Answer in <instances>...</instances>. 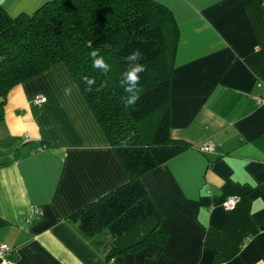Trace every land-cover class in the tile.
Returning a JSON list of instances; mask_svg holds the SVG:
<instances>
[{
  "label": "crops",
  "instance_id": "crops-1",
  "mask_svg": "<svg viewBox=\"0 0 264 264\" xmlns=\"http://www.w3.org/2000/svg\"><path fill=\"white\" fill-rule=\"evenodd\" d=\"M46 1L0 4L16 16ZM155 1L178 30L169 133L189 144L141 177L166 242L111 260L68 221L129 176L59 62L11 88L3 106L0 244L13 264H264V105L252 98L264 87V0ZM228 196L239 198L232 210Z\"/></svg>",
  "mask_w": 264,
  "mask_h": 264
},
{
  "label": "trees",
  "instance_id": "trees-1",
  "mask_svg": "<svg viewBox=\"0 0 264 264\" xmlns=\"http://www.w3.org/2000/svg\"><path fill=\"white\" fill-rule=\"evenodd\" d=\"M178 30L172 12L155 0H50L32 13L11 16L0 4V120L11 88L56 63L66 65L129 180L72 213L68 221L102 245L108 259L153 242L164 245L162 216L142 183L143 174L189 144L170 136L169 92ZM99 50L107 71L93 66ZM143 53L134 106L122 84L133 50ZM85 77L94 81L88 85Z\"/></svg>",
  "mask_w": 264,
  "mask_h": 264
},
{
  "label": "clouds",
  "instance_id": "clouds-1",
  "mask_svg": "<svg viewBox=\"0 0 264 264\" xmlns=\"http://www.w3.org/2000/svg\"><path fill=\"white\" fill-rule=\"evenodd\" d=\"M90 56L93 58V66L100 68L104 71H107L109 65L105 62L104 58L99 55V50H93L90 52ZM143 59V53H141L138 49L133 50L129 53L127 60L129 62L128 65H133L131 67H127L123 73L122 84L124 85V90L129 95L125 98V103L127 106H134L136 101L139 99L137 92L138 86L140 84V74L146 70V66L142 63H139ZM85 81L88 85L94 83V81L85 77ZM69 89H66V92H69Z\"/></svg>",
  "mask_w": 264,
  "mask_h": 264
},
{
  "label": "built area",
  "instance_id": "built-area-1",
  "mask_svg": "<svg viewBox=\"0 0 264 264\" xmlns=\"http://www.w3.org/2000/svg\"><path fill=\"white\" fill-rule=\"evenodd\" d=\"M252 98L257 104L264 105V87L259 94L253 95ZM33 101L35 104L40 105L46 101V98L43 95L38 94L35 96ZM202 150L211 151L212 145L210 143L207 145H204L202 146ZM238 201H239L238 197L228 196L223 202V208L225 210H232L237 205ZM36 214L37 215L40 214V211L38 209H36ZM12 252H13L12 247L6 244H0V264H13V261L11 258Z\"/></svg>",
  "mask_w": 264,
  "mask_h": 264
},
{
  "label": "rangeland",
  "instance_id": "rangeland-1",
  "mask_svg": "<svg viewBox=\"0 0 264 264\" xmlns=\"http://www.w3.org/2000/svg\"><path fill=\"white\" fill-rule=\"evenodd\" d=\"M108 241H109V240H107V239H103V240L101 241L102 245L99 246V248L102 249V250H103V249H107V248H108V245H109Z\"/></svg>",
  "mask_w": 264,
  "mask_h": 264
}]
</instances>
